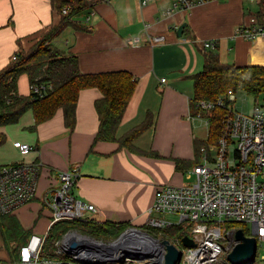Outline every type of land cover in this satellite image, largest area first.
<instances>
[{
  "label": "crops",
  "instance_id": "0c3cea01",
  "mask_svg": "<svg viewBox=\"0 0 264 264\" xmlns=\"http://www.w3.org/2000/svg\"><path fill=\"white\" fill-rule=\"evenodd\" d=\"M87 1L91 4L72 16L52 44L75 54L82 73L126 70L136 78L117 138L144 122L148 125L130 148L118 140H94L99 123L94 102L101 93L88 87L79 91L72 129L65 125L61 108L35 127L31 109L16 122L0 126L5 135L0 165L39 164L35 196L0 218V264H12L17 245L29 234L48 231L46 198L58 186L62 170L76 168L71 190L95 206V211L84 210L83 217L144 224L155 188L179 184V172L187 177L201 160L197 143L206 139L208 124L192 106V76L202 70L205 53L216 51L224 63L264 66V38L249 40L235 31L259 16L264 0H255L256 12L247 7L254 0H209L169 13L172 0H149L145 5L140 0ZM59 19L51 0H0V72L13 54L30 49ZM183 22L178 36L176 29ZM207 40L214 42L213 48L204 47ZM16 89L19 95L30 93L26 73L18 76ZM202 124L207 128L203 138L197 133ZM16 140L33 150L20 154L13 145Z\"/></svg>",
  "mask_w": 264,
  "mask_h": 264
},
{
  "label": "built area",
  "instance_id": "2783aa9c",
  "mask_svg": "<svg viewBox=\"0 0 264 264\" xmlns=\"http://www.w3.org/2000/svg\"><path fill=\"white\" fill-rule=\"evenodd\" d=\"M148 1L140 0L142 5ZM205 1L209 0H172L167 13L188 10ZM235 31L249 40L264 38V5L261 16L238 25ZM204 47L213 48L214 42L207 40ZM14 58L16 53L11 56ZM44 90V84L30 83V92L41 96ZM226 98L228 110L220 121V135L215 144L201 147L200 162L187 173L192 181L184 185L161 184L154 190L144 225L161 230L180 227V235L166 237L146 227L129 225L116 237L103 239L68 229L55 241L53 251L57 256H47L42 254L47 232H33L19 245L12 264H166L161 243L164 238L181 251L176 264H232L227 254L240 242L235 238L236 230L244 232L242 227L226 226L233 221L250 222L252 235L247 237L256 240L252 261L238 264H264V254H257L258 247L264 245V112L255 107L247 115L232 108V89L227 90ZM223 104L221 97L197 101V116L203 117V110ZM204 119L209 124V119ZM13 145L23 155L33 150L32 145L19 140ZM38 174L37 162L0 165V215L13 213L35 196ZM75 176L76 168L58 173V186L46 198L50 210L47 230L62 220H90L83 217V211H95L93 203L73 194ZM183 236L193 240L194 245H184ZM74 242H81L82 247L72 246Z\"/></svg>",
  "mask_w": 264,
  "mask_h": 264
},
{
  "label": "trees",
  "instance_id": "16d2710c",
  "mask_svg": "<svg viewBox=\"0 0 264 264\" xmlns=\"http://www.w3.org/2000/svg\"><path fill=\"white\" fill-rule=\"evenodd\" d=\"M51 1L60 13L59 21L43 32L30 49L25 51L20 48L16 58L11 59L8 66L0 72V126L16 122L25 110L31 109L34 116L31 127H35L61 108L65 125L72 129L79 91L83 88L96 87L101 96L94 102L99 121L94 140H118L121 146L132 147L133 140L145 129L148 121L118 138L116 130L135 90L136 78L126 70L80 72L77 56L56 48L52 41L64 27L72 23L71 18L75 13L91 3L87 0ZM261 13L262 10L258 15L261 16ZM21 73L28 75L29 83L44 84L45 90L41 96L33 92L26 96L17 93V78ZM192 78L194 87L192 106L200 100L216 101L220 97L224 98L223 105H216L202 112L203 117L209 119V124L206 139H201L197 143V150L200 152L201 147L215 144L220 135V121L228 110L227 90L232 89L234 93L236 90H245L254 95L258 94L264 89V66L224 63L216 51L209 50L205 53L202 70L195 73ZM4 139V133L0 132V143ZM129 225L146 227L150 232L154 234L161 232L166 234V237H174L181 232V228L176 226L161 230L129 222L116 224L112 221L96 220H73L70 223L58 221L47 231L44 245L48 247V252L42 254L57 256L53 251L55 241L68 229H76L97 238L111 239ZM19 245L21 244L17 246Z\"/></svg>",
  "mask_w": 264,
  "mask_h": 264
},
{
  "label": "rangeland",
  "instance_id": "374dc122",
  "mask_svg": "<svg viewBox=\"0 0 264 264\" xmlns=\"http://www.w3.org/2000/svg\"><path fill=\"white\" fill-rule=\"evenodd\" d=\"M250 3V2H249ZM247 7H249V11L256 12L259 10L258 4L254 1H252ZM231 58H229L227 61L230 62ZM230 106L237 110L240 113L243 114H251L254 110L255 107H259L262 112H264V89L259 92L258 94L254 95L251 94L245 90H236L235 91V98L234 100L230 103ZM197 133L199 137L203 138L205 137L207 133V128L202 124L199 129H197ZM232 149L233 146H230V154L232 155ZM212 153L213 150L211 151ZM193 177L187 176L186 177V172H179V184L177 185H184L186 183L191 182ZM163 184H168V183H163ZM174 185V184H173ZM176 185V184H175ZM64 223H70L72 220H62ZM226 226L228 227H242L244 229V233L246 236H251L252 235V228H251V223L248 221H233L230 223H227ZM151 227H149L150 229ZM180 248L183 247L182 244L179 245ZM53 250V249H52ZM42 252L45 254L48 252V247H46V244L44 245ZM257 254L260 257L262 254H264V245L258 247ZM14 259V256L13 258Z\"/></svg>",
  "mask_w": 264,
  "mask_h": 264
},
{
  "label": "water",
  "instance_id": "95a60500",
  "mask_svg": "<svg viewBox=\"0 0 264 264\" xmlns=\"http://www.w3.org/2000/svg\"><path fill=\"white\" fill-rule=\"evenodd\" d=\"M184 26H185V22L181 23L177 27L176 31L178 36L182 35ZM235 238L240 240V242L236 244L232 248V250L227 254V258L231 261L232 264H238L240 262H245V261L251 262L252 257L256 252L255 238L245 236L242 229L236 230ZM181 241L184 245L187 246L194 245L193 240H191L187 236H183ZM161 243L165 247L164 262L166 264H176L181 257V251L168 239L165 238L162 239ZM72 246H77L78 248H80L82 247V243L74 242L72 243Z\"/></svg>",
  "mask_w": 264,
  "mask_h": 264
},
{
  "label": "bare ground",
  "instance_id": "6f19581e",
  "mask_svg": "<svg viewBox=\"0 0 264 264\" xmlns=\"http://www.w3.org/2000/svg\"><path fill=\"white\" fill-rule=\"evenodd\" d=\"M136 244V243H135ZM114 248H116V247H114Z\"/></svg>",
  "mask_w": 264,
  "mask_h": 264
}]
</instances>
